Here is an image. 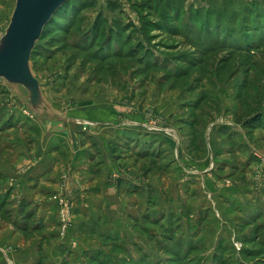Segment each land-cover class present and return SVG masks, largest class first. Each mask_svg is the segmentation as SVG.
Returning a JSON list of instances; mask_svg holds the SVG:
<instances>
[{
    "label": "rangeland",
    "instance_id": "rangeland-1",
    "mask_svg": "<svg viewBox=\"0 0 264 264\" xmlns=\"http://www.w3.org/2000/svg\"><path fill=\"white\" fill-rule=\"evenodd\" d=\"M15 3L0 0V37ZM31 68L44 117L84 133L118 117L136 152L172 155L161 206L130 216L122 234L98 225L101 246L78 264H264V0H71ZM7 102L26 106L36 133L44 117L0 79ZM185 160L207 167L175 173Z\"/></svg>",
    "mask_w": 264,
    "mask_h": 264
},
{
    "label": "crops",
    "instance_id": "crops-1",
    "mask_svg": "<svg viewBox=\"0 0 264 264\" xmlns=\"http://www.w3.org/2000/svg\"><path fill=\"white\" fill-rule=\"evenodd\" d=\"M10 106L0 105V264L81 263L77 258H90L101 246L98 225L125 231L130 216L161 206V176L172 175V155L162 163L136 152L118 117L96 119L101 130L94 123L84 133L72 119L46 116L35 133L26 106ZM134 137L143 138L138 128ZM188 161L175 173L207 167L206 160Z\"/></svg>",
    "mask_w": 264,
    "mask_h": 264
},
{
    "label": "water",
    "instance_id": "water-1",
    "mask_svg": "<svg viewBox=\"0 0 264 264\" xmlns=\"http://www.w3.org/2000/svg\"><path fill=\"white\" fill-rule=\"evenodd\" d=\"M69 1L16 0L10 24L0 37V79L21 89L37 117L46 115L47 101L31 68L32 55L45 28Z\"/></svg>",
    "mask_w": 264,
    "mask_h": 264
},
{
    "label": "trees",
    "instance_id": "trees-1",
    "mask_svg": "<svg viewBox=\"0 0 264 264\" xmlns=\"http://www.w3.org/2000/svg\"><path fill=\"white\" fill-rule=\"evenodd\" d=\"M68 3V2H67ZM62 9V7L58 10V12L56 13V15L54 16V18L52 19V21L50 22V24L45 28V30H44V32L47 30V28L53 23V22H55L56 21V18H57V16H58V13H60V10ZM44 34V33H43ZM43 37V36H42ZM42 39V38H41ZM34 52H35V50H34ZM34 52H33V54H34Z\"/></svg>",
    "mask_w": 264,
    "mask_h": 264
},
{
    "label": "built area",
    "instance_id": "built-area-1",
    "mask_svg": "<svg viewBox=\"0 0 264 264\" xmlns=\"http://www.w3.org/2000/svg\"><path fill=\"white\" fill-rule=\"evenodd\" d=\"M68 222H69V221H67V223L64 222V228H65V230L67 229V226L69 225Z\"/></svg>",
    "mask_w": 264,
    "mask_h": 264
}]
</instances>
